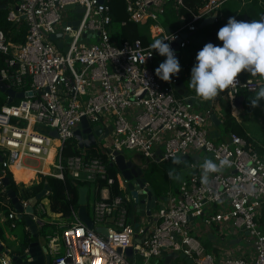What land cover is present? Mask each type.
Masks as SVG:
<instances>
[{
	"label": "built area",
	"instance_id": "built-area-1",
	"mask_svg": "<svg viewBox=\"0 0 264 264\" xmlns=\"http://www.w3.org/2000/svg\"><path fill=\"white\" fill-rule=\"evenodd\" d=\"M167 1L127 0V11L136 22L151 19L152 36L167 39L164 42L178 59L190 43L183 34L190 36L207 16L223 19V7L230 0H208L190 21L180 15L181 24L171 32L160 23ZM250 1L241 0L237 15ZM259 2L264 7V0ZM175 5L179 8L184 1L176 0ZM5 8L11 26L7 30L0 26V77L25 96L14 102L16 98L10 101L7 94L8 102L0 109V165L7 170L14 163L20 165L23 156L42 160L52 156L53 172H39L93 183L100 192L91 216L96 226L108 229L103 234L88 228L74 211L61 233L49 236L55 247L53 264H137L136 260L185 264L175 257L166 263L170 253L184 254L192 264H264V149L235 132L225 141L211 136L214 111L196 109L192 99L202 101L197 95H180L176 75L171 82L155 75V51L150 45L141 39L118 43L112 37L108 0H9ZM71 12L78 15L72 18ZM57 33L62 36L53 39ZM22 36V41L15 39ZM174 41H179L177 50ZM238 80L223 92L232 108L239 95L258 91L262 84L240 75ZM83 117L91 126H100L101 135L109 129L106 142L97 144L106 158L85 149L64 153L76 139ZM54 130L57 135L51 134ZM125 149L138 151L147 163L176 157L189 161L190 174L177 189L165 192L149 225L132 222L128 180L120 171L119 188L128 194L112 195L116 179L110 166L116 168L114 152ZM201 153L206 155L204 161L192 158ZM223 159L229 164L203 183V163L219 164ZM101 182L105 184L100 186ZM21 201L25 207L32 203L33 219L43 223L45 204L37 199ZM8 219L13 228L18 225L15 210H9ZM212 226L244 237L254 247L253 256L208 248L202 233ZM59 236L65 247L62 253ZM128 247L133 248L132 259ZM0 264H15L12 254L0 252Z\"/></svg>",
	"mask_w": 264,
	"mask_h": 264
},
{
	"label": "trees",
	"instance_id": "trees-1",
	"mask_svg": "<svg viewBox=\"0 0 264 264\" xmlns=\"http://www.w3.org/2000/svg\"><path fill=\"white\" fill-rule=\"evenodd\" d=\"M9 0H0V5H7ZM184 5L177 8L175 5L176 0H169L166 4L165 13L160 17V23L166 30L171 29L175 30L177 28V19L180 15L185 17V21H190L193 19L194 14L198 11V9L204 5L208 0H183ZM108 4L111 7L112 13V23H111V35L113 38L117 40L118 43H123L125 41H134L136 39H141L145 45H150L153 43L157 37L152 36L151 26L153 21L151 19L145 20L142 22H136L131 20L129 17V13L127 11V0H108ZM242 6L241 0H230L228 1L223 9H224V17L223 19H218L215 23L208 25L204 28H198L194 31L190 32V43L185 48L186 52H181L180 57L178 58L179 64L181 67L183 79L190 89L192 93H195L194 89L189 87V81L191 77V69L196 64V55L199 50H202L205 44L213 43L214 45L222 46V42L218 40L217 33L218 30L223 27L230 17H235L237 20H245V14L248 17V20H260L262 19V15L264 13V7L260 4L259 0H251L247 2L245 7L243 8V12L239 15L238 10ZM7 8H0V26L7 30L11 26V22L7 20ZM18 41L23 40V36L21 39L15 38ZM155 51V50H154ZM186 55V56H185ZM166 57H163L155 51V57L153 60V68L154 70L165 60ZM259 91V90H258ZM246 101H245V110L248 113H251L255 118L262 119L264 121V108L261 100L259 102L258 107H251L250 101L255 99L254 92L245 91ZM179 95V94H178ZM16 98L14 102H17ZM8 102L6 92L0 89V109L1 107ZM221 104L223 107V127L226 132L231 133L235 132L242 136L248 137L251 140V136L249 134V130L247 126L240 122L236 115L233 114V108L230 101L225 99L223 96L221 97ZM88 153L97 156H103L106 158L105 154L101 151L98 145H91L85 149ZM83 149L78 146L76 139L73 140V143L65 148V154H74V153H82ZM156 162L153 163V169L151 173H148L149 181L154 186L156 192L158 194H162L165 191V188L169 189V180L168 177L163 170ZM3 174L0 176V200L4 199L3 196L7 195L8 189H13L21 200H29L34 198L39 191L45 185V182L51 186V192L47 195L50 201V208L52 211L61 213L65 217L73 216L74 211L77 209L79 204L80 190L81 187L88 186L89 189L92 186L91 182L82 181L71 177L66 174L65 178H58L52 175H43L42 180L40 182L34 183L31 186H25V184H18L14 177L13 173L7 169L4 170L2 168ZM110 174L115 177L116 181L113 184L111 191L112 195L116 194H128L126 191L123 192L119 188L118 181V170L114 166H110ZM17 179L20 180L18 174H16ZM6 176L9 178V184L6 186L2 181V177ZM105 182H101L100 186L104 185ZM95 187V186H94ZM91 191V189H90ZM99 189L95 187V196H99ZM128 197V196H127ZM89 205V199H88ZM133 204H130V210L133 208ZM135 208V207H134ZM0 211L9 212L8 207L3 205L0 201ZM17 222L19 219L17 217ZM48 226L52 225L50 223L45 224L42 228L44 229ZM54 226L53 228H56ZM3 238V231L0 228V239ZM206 246L209 247V243L207 241L204 242ZM184 262L185 259L182 258Z\"/></svg>",
	"mask_w": 264,
	"mask_h": 264
},
{
	"label": "water",
	"instance_id": "water-1",
	"mask_svg": "<svg viewBox=\"0 0 264 264\" xmlns=\"http://www.w3.org/2000/svg\"><path fill=\"white\" fill-rule=\"evenodd\" d=\"M101 2H104L105 0H100ZM68 7H72V5H69ZM0 8H5V5L1 4ZM245 20H248L247 15L245 14ZM216 21L215 15H210L202 19V21L199 23V28H204L208 26L209 24H213ZM78 21H75L74 24L77 25ZM169 32H171V29H168ZM62 33L53 34L52 38L56 39L58 37H61ZM183 37H189L188 33H184ZM58 45L62 47L63 43L62 41L58 42ZM173 47L175 50L179 49V41L173 42ZM177 83L176 88L177 92L180 95L187 96L191 95L192 92L186 85L182 71H180L178 74H176ZM0 89L6 94L10 95V101H13L15 98H23L25 96V92H17L15 89L8 87L4 81L1 80L0 77ZM192 101L197 102L196 98H193ZM245 101L246 96L245 94L239 95L235 99V105H242V107H245ZM204 104H212V101L203 102ZM214 124L218 127L222 123V120L218 117V115L214 112L211 116ZM102 128L98 125L91 126L89 120L86 117H83L80 123V126L75 130V138L78 142V146L81 149H86L91 145H97L99 142H101L109 133V129L106 130L104 135H101ZM52 135H57V132L54 130L51 132ZM214 136L219 137L218 130H214L212 132ZM161 153V150H159ZM116 156L115 165L118 171H120L121 175L128 180V192L130 195V198L132 200L133 206L136 209V212L141 217L148 218L149 223L152 220V214L153 212L159 208L162 207V204L160 203L161 199H164L163 194H158L152 185V183L149 181L147 170L140 165H137L134 160L126 155L125 152L121 151H115L114 152ZM206 155L201 158L200 156L194 155L192 158L196 161H204ZM0 161H2V158H0ZM2 165H0V176L3 174L2 172ZM2 183L4 185L9 184V178L6 176L2 177ZM89 187L84 186L81 187L80 190V197H79V204L77 207V214L81 221H83L88 228L96 229L98 232H101L103 234L108 233V229L103 226H96L94 220L92 219V216L90 214L89 205H88V199H87V193H88ZM51 192V186L48 183V181L45 182L44 187L41 191H39L36 195V199L42 200L44 197H46ZM7 195L9 199L11 200V203L17 212V217L21 220H23L26 225L29 227L31 233L33 234V237L37 238L39 236V229H38V223L33 219L32 213L34 212V206L33 204H29L28 206H24L20 197L17 195V193L13 189L7 190ZM5 249V245L2 241H0V251ZM47 247L41 246L39 241H32L29 243L28 247L23 249L21 253L12 255V260L15 264H52V257L50 254H47ZM127 254L129 257H132L133 254V248L128 247L127 248ZM173 253H170L166 258V263H168L172 257ZM182 257H184L190 264L193 263L192 259L182 254Z\"/></svg>",
	"mask_w": 264,
	"mask_h": 264
},
{
	"label": "clouds",
	"instance_id": "clouds-1",
	"mask_svg": "<svg viewBox=\"0 0 264 264\" xmlns=\"http://www.w3.org/2000/svg\"><path fill=\"white\" fill-rule=\"evenodd\" d=\"M217 38L222 46L205 44L198 51L196 64L191 69L189 87L205 102L234 88L241 73L264 79V18L246 21L230 17L218 30ZM165 40L156 39L149 47L166 57L155 69V75L164 82H171L172 76L178 74L181 67ZM261 100H264V87L250 101V106L258 107ZM228 164L227 159L221 160L219 164L206 160L203 163L202 182L208 183L209 174L220 172Z\"/></svg>",
	"mask_w": 264,
	"mask_h": 264
},
{
	"label": "crops",
	"instance_id": "crops-1",
	"mask_svg": "<svg viewBox=\"0 0 264 264\" xmlns=\"http://www.w3.org/2000/svg\"><path fill=\"white\" fill-rule=\"evenodd\" d=\"M176 22H177V25L179 26L182 22L181 17H179ZM209 25H211V24H209ZM190 74H191V72H190ZM240 76L243 78H246V79L247 78L248 79L249 78L250 79H260L263 82L261 84V87H264V79H261L258 76H251L250 74H248L246 72L241 73ZM192 94L196 95V93H192ZM222 96H223V92L218 97H216L214 100H212V104H208V103L204 104L203 100L202 101L197 100V102H195V107L198 110L211 109L218 115V117L222 120V123L220 124V126L217 127L213 122L210 134H211V136H214L212 134V132L214 130H218L219 137H217V136H214V137L217 140H224L225 141L228 139L230 133L226 132L224 127H223V107L221 104V97ZM233 114L236 115L237 113H235L233 111ZM240 122H242V121H240ZM242 123H244V122H242ZM249 134L251 136V139L259 146V148L261 150H263L264 149V138L263 137H257L256 135H254V133L252 131H249ZM197 156H200L201 158H203L205 156V154L201 153V155H197ZM27 158L29 160L35 161V162L34 163H32L31 161L29 162V161H27L28 160ZM131 158L134 160V162L137 165L143 166L146 170L148 169L149 166L147 165L148 163L146 160L144 161L141 157H139V158L131 157ZM177 159H178V157L174 158V161H177ZM46 161H47V159H45V160L34 159L33 160L32 158L23 156L20 165L14 163L8 169L13 173V177L18 184H32L35 181L40 182L41 173L39 171L44 168ZM51 161H52V159H51ZM181 161L184 163V165H181V164L177 165L176 164L174 171L176 173H178L183 169V170H185V173L178 183H176L173 186L169 185L170 186L169 189H177L180 182L190 174L188 159L181 157ZM14 166L15 167L21 166L24 168L34 170V175L28 183L21 180V175L19 173H16V174H18L20 180L17 179V177L15 175V171H14L15 170ZM180 167H182V169H180ZM167 177H168V175H167ZM94 186L95 185L92 183V186L90 188L91 191L89 189L88 193H87V199H89L90 214L92 213V206H93V203H94L95 198H96ZM3 197H4V199H2L0 201H6V202H8V205L3 204L2 202L1 203L3 205H5L6 207H8L9 210H15L12 203H11V200L8 197V195L3 196ZM32 200H36V196L34 198H32ZM41 201L43 202V200H41ZM161 202H162V199L160 200V203ZM46 203H47V206H46V204H45V206H46L47 211H46V214L44 216L43 223H38L39 236L37 238L33 237V234L31 233L29 227L26 225V223L23 220H19L18 225L15 228H13L10 225V220L8 219L7 211H0V228L3 231V238L0 239V241H2L5 245V249L2 251H8L12 255L19 254L22 252L23 249L28 247L30 242L37 240V241H39L41 246L47 247V249H48L47 254H50L52 259H53V253H54L55 247L53 246V243L51 242V239L49 236L59 235L61 233L63 226L68 221H70V218L63 216L61 213H57V212L52 211L50 208L49 199H48V202H46ZM75 211L77 212V209ZM46 216H49V217H46ZM131 220L134 223H141L142 222V223L149 225L148 218L141 217L140 215H138V213L136 212V209L134 207L131 210ZM47 223H50L52 225L50 232H44L43 231L42 227ZM54 226H57V227L53 228ZM202 239L204 242L207 241L210 244L209 247L207 246L208 248L215 250V251H218V252L232 253L235 255L245 254V256H247V257H252L254 254L253 245H251L246 239H244V237H240L239 235H237L232 229L220 231V229L217 226L208 227V229L202 233ZM57 241H58V243H60L59 249H60L61 253L64 252L65 247L62 243V239L60 236L57 239ZM2 251H0V252H2ZM173 257H175L176 262H179V263L183 261L182 258L185 259L184 257H182L181 254L178 256L173 255ZM130 259H132V258L130 257ZM185 261H186V262H184L185 264H190L186 259H185ZM136 263H137V260H136ZM52 264H53V262H52Z\"/></svg>",
	"mask_w": 264,
	"mask_h": 264
},
{
	"label": "rangeland",
	"instance_id": "rangeland-1",
	"mask_svg": "<svg viewBox=\"0 0 264 264\" xmlns=\"http://www.w3.org/2000/svg\"><path fill=\"white\" fill-rule=\"evenodd\" d=\"M78 14L77 13H74V12H71V16L72 18L76 17ZM155 33V31H154ZM182 52H186L185 49L182 50ZM261 83H263L260 79H258ZM258 91H255L254 92V98H256V95H257ZM262 105H263V108H264V100L262 101ZM233 111L236 114L237 118L244 122L248 128L249 131H252L254 133V135H256L257 137H263L264 138V121L262 119H258V118H255L251 113H248L246 110H245V107L243 108L242 105H236V107L233 108ZM38 129H41L40 126H37ZM106 142V139H103L102 140V143H105ZM126 153V155H128L129 157H134V158H139L141 157L144 161L146 160L138 151H135V150H131V149H125L124 151ZM28 159V158H27ZM27 161H30V160H27ZM32 163L35 162V161H31ZM153 163L154 162H149L148 163V169H147V172L151 173L152 169H153ZM158 164H161L159 165L160 167L163 168V170L165 171V173L168 175V180H169V185L173 186L175 185L176 183H178L182 176L184 175L185 173V170L182 169V167H180V169H182L180 172L176 173L174 171L175 167H176V164L177 165H184V163L181 161V157H178L177 161H174V159L170 160V161H166V162H161V163H158ZM47 171V170H46ZM20 172V171H19ZM153 172V171H152ZM21 175V180L24 181V178H23V172L19 173ZM32 178V177H31ZM19 180V179H18ZM42 180V177L40 175V181ZM30 181V180H29ZM28 181V182H29ZM26 182V181H24ZM26 182V183H28ZM34 183H37L36 181L33 182L32 184H25V186H31L33 185ZM170 187V186H169ZM175 188V187H174ZM168 190V188H165V191L166 192ZM48 197H44L42 200H43V203L46 204L47 206V203L48 202ZM45 206V207H46ZM46 217H49V216H46ZM46 232H50L51 231V226H48L44 229ZM137 264H143L142 261H137Z\"/></svg>",
	"mask_w": 264,
	"mask_h": 264
},
{
	"label": "bare ground",
	"instance_id": "bare-ground-1",
	"mask_svg": "<svg viewBox=\"0 0 264 264\" xmlns=\"http://www.w3.org/2000/svg\"><path fill=\"white\" fill-rule=\"evenodd\" d=\"M32 129V125L29 127V131ZM54 151V150H53ZM52 151V152H53ZM52 157V156H51ZM51 157L47 159L45 165H44V168L43 170L46 172V173H52L53 172V166H52V161H51ZM29 160V159H28ZM34 160V159H33ZM31 161V160H30ZM29 161V162H30ZM27 163V162H26ZM34 163V162H33ZM37 163V162H36ZM35 163V164H36ZM31 164V163H30ZM15 167V166H14ZM47 170V171H46ZM15 173H21L23 172V178H24V181L28 182L31 177H33L34 175V170H31V169H28V168H24V167H21V166H18V167H15ZM20 171V172H19ZM36 174V173H35Z\"/></svg>",
	"mask_w": 264,
	"mask_h": 264
},
{
	"label": "flooded vegetation",
	"instance_id": "flooded-vegetation-1",
	"mask_svg": "<svg viewBox=\"0 0 264 264\" xmlns=\"http://www.w3.org/2000/svg\"><path fill=\"white\" fill-rule=\"evenodd\" d=\"M162 194L164 195V194H165V192L163 191V192H162ZM160 195H161V194H160Z\"/></svg>",
	"mask_w": 264,
	"mask_h": 264
}]
</instances>
